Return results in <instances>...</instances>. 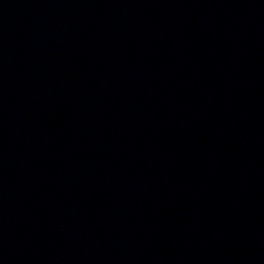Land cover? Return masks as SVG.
Wrapping results in <instances>:
<instances>
[{"label": "water", "instance_id": "water-1", "mask_svg": "<svg viewBox=\"0 0 264 264\" xmlns=\"http://www.w3.org/2000/svg\"><path fill=\"white\" fill-rule=\"evenodd\" d=\"M0 264H264V0H0Z\"/></svg>", "mask_w": 264, "mask_h": 264}]
</instances>
